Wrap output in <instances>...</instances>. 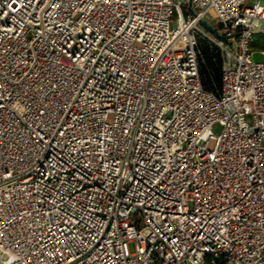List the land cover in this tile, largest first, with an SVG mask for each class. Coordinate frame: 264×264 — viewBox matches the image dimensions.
I'll list each match as a JSON object with an SVG mask.
<instances>
[{"label":"built area","instance_id":"1","mask_svg":"<svg viewBox=\"0 0 264 264\" xmlns=\"http://www.w3.org/2000/svg\"><path fill=\"white\" fill-rule=\"evenodd\" d=\"M189 2L0 0V264H264V5Z\"/></svg>","mask_w":264,"mask_h":264},{"label":"trees","instance_id":"2","mask_svg":"<svg viewBox=\"0 0 264 264\" xmlns=\"http://www.w3.org/2000/svg\"><path fill=\"white\" fill-rule=\"evenodd\" d=\"M205 40L199 37V48L201 50L200 72L202 81L208 89L220 88L224 58L216 45H212L213 49L211 51L209 45L204 43Z\"/></svg>","mask_w":264,"mask_h":264},{"label":"crops","instance_id":"3","mask_svg":"<svg viewBox=\"0 0 264 264\" xmlns=\"http://www.w3.org/2000/svg\"><path fill=\"white\" fill-rule=\"evenodd\" d=\"M261 3L264 5V0H247V3L249 5H252L254 3ZM259 24H262V21H259ZM251 48L253 51V57L257 60L264 61V34L257 32L254 33L251 41Z\"/></svg>","mask_w":264,"mask_h":264},{"label":"rangeland","instance_id":"4","mask_svg":"<svg viewBox=\"0 0 264 264\" xmlns=\"http://www.w3.org/2000/svg\"><path fill=\"white\" fill-rule=\"evenodd\" d=\"M181 1V3H182V7H183V11L185 12V13H188L189 11H190V9H189V5H188V0H180ZM208 18L210 19V21L214 24V26L215 27H218V23L216 22V20L214 19V16L212 15H209L208 16ZM200 36V39H202V40H205L204 41V43L205 44H207V45H209V47L211 48V51H212V45H215V43H214V41L212 40V38H209V36H205V35H203V34H200L199 35ZM211 37H213L212 36V34H211ZM204 44V45H205ZM221 52V51H220ZM222 53V52H221ZM222 57H223V55H222ZM224 58V57H223ZM253 60H257V59H255V57H253ZM257 61H261V60H257ZM223 65H224V63H223ZM220 130H221V127L219 126V125H216L215 127H214V132L215 133H219L220 132ZM209 145H210V147H213L214 146V140H211L210 142H209ZM130 249H131V251H134L135 250V245H134V243H130Z\"/></svg>","mask_w":264,"mask_h":264},{"label":"water","instance_id":"5","mask_svg":"<svg viewBox=\"0 0 264 264\" xmlns=\"http://www.w3.org/2000/svg\"><path fill=\"white\" fill-rule=\"evenodd\" d=\"M189 9L191 12L194 13V8L191 5V2H189ZM201 23H203L204 25H206L208 28H210L212 31L216 32L215 28L212 26V24L206 20V19H201Z\"/></svg>","mask_w":264,"mask_h":264},{"label":"bare ground","instance_id":"6","mask_svg":"<svg viewBox=\"0 0 264 264\" xmlns=\"http://www.w3.org/2000/svg\"><path fill=\"white\" fill-rule=\"evenodd\" d=\"M211 13H212V11H210V12L208 13V16H209V15H212Z\"/></svg>","mask_w":264,"mask_h":264}]
</instances>
